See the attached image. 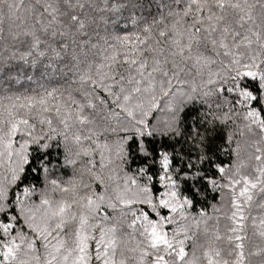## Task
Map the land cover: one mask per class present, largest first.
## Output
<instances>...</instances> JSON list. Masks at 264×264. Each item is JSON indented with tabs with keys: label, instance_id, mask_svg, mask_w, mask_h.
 I'll list each match as a JSON object with an SVG mask.
<instances>
[{
	"label": "snow or ice",
	"instance_id": "snow-or-ice-1",
	"mask_svg": "<svg viewBox=\"0 0 264 264\" xmlns=\"http://www.w3.org/2000/svg\"><path fill=\"white\" fill-rule=\"evenodd\" d=\"M0 264H264V0H0Z\"/></svg>",
	"mask_w": 264,
	"mask_h": 264
}]
</instances>
